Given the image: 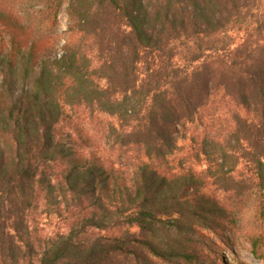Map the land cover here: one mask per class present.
<instances>
[{
    "label": "trees",
    "instance_id": "1",
    "mask_svg": "<svg viewBox=\"0 0 264 264\" xmlns=\"http://www.w3.org/2000/svg\"><path fill=\"white\" fill-rule=\"evenodd\" d=\"M35 1L0 55V264L186 263L215 193L264 216V0H68L60 55Z\"/></svg>",
    "mask_w": 264,
    "mask_h": 264
},
{
    "label": "rangeland",
    "instance_id": "2",
    "mask_svg": "<svg viewBox=\"0 0 264 264\" xmlns=\"http://www.w3.org/2000/svg\"><path fill=\"white\" fill-rule=\"evenodd\" d=\"M67 1L64 0V5L60 8L57 16V25L52 29L59 34L56 45H54V54L56 55L61 54V45L66 37L67 16L65 9ZM31 7L37 10L39 8L37 1L0 0V55L11 44L12 37L16 33L15 23L20 18H28L25 9ZM110 122L112 119L98 115L91 125L82 124L80 128H85L91 143L102 148L108 156L109 162H120L116 151L112 154L108 153L107 143L112 140V136L110 139L107 131V124ZM203 168H197L196 172H201ZM202 192L206 195H214L213 188L209 186L203 188ZM215 197L228 209L225 219L219 221L220 231L215 233L213 230L198 229L199 237L190 236L191 241H188V246H191L192 249L193 259L191 262L185 263L180 258H173L169 263L161 259H154L155 264H264V257H262L264 216H260L258 212L256 191L239 196L215 193ZM120 231H125L126 234L138 240L145 239L136 227L125 226L115 231L114 234H119ZM154 243L157 242L154 241ZM143 254L147 255L145 252Z\"/></svg>",
    "mask_w": 264,
    "mask_h": 264
}]
</instances>
